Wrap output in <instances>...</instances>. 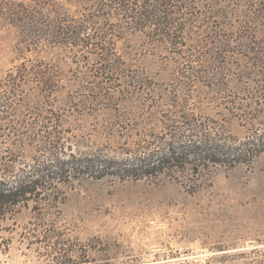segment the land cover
I'll return each instance as SVG.
<instances>
[{"label":"rangeland","instance_id":"obj_1","mask_svg":"<svg viewBox=\"0 0 264 264\" xmlns=\"http://www.w3.org/2000/svg\"><path fill=\"white\" fill-rule=\"evenodd\" d=\"M181 7L168 40L113 19L84 43L27 50L0 21V175L48 158L129 161L167 137L181 104L222 149L255 154L196 173L64 175L0 211V264H264V0ZM100 29L111 61L85 43Z\"/></svg>","mask_w":264,"mask_h":264},{"label":"trees","instance_id":"obj_2","mask_svg":"<svg viewBox=\"0 0 264 264\" xmlns=\"http://www.w3.org/2000/svg\"><path fill=\"white\" fill-rule=\"evenodd\" d=\"M135 2L141 4L133 7ZM107 3L117 6L110 7ZM181 3L188 4L190 0H0V21L6 25L4 28L16 34L20 49L27 50H34V46L45 39L53 43H84L83 37L86 33L88 36L90 27L96 31L99 27L108 26L113 19L135 30L156 31L168 40L179 32L176 28V9H182ZM86 38L85 43L100 50L99 60H112L107 54L109 42L105 39V30L95 33L94 41H88L91 37ZM115 67H109L107 72ZM33 74L38 75L39 81L54 82V76L48 72L35 71ZM14 88L18 89V84ZM177 108L182 120L178 124H167V137L153 143L148 141V145L141 146L129 161L112 157L95 159L91 156L63 160L48 158L47 164L39 165L24 175L12 173V179L0 175V211L7 212L20 206L34 194L50 189L53 182L60 181L64 175L100 178L109 174L140 179L185 167L196 173L209 164L223 163L226 158L237 159L236 155L240 153L255 154L251 143L243 145V148L222 149L217 142L219 138L207 134L205 127L191 120V113L185 105ZM48 134V138L55 137V132ZM49 147L53 150L54 143ZM62 258L65 261L64 256Z\"/></svg>","mask_w":264,"mask_h":264}]
</instances>
